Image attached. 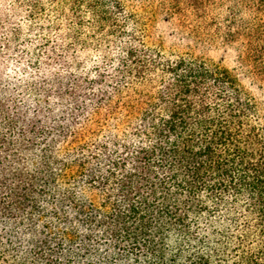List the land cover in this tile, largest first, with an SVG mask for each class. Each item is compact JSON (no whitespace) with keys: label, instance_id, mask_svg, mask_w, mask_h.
Segmentation results:
<instances>
[{"label":"trees","instance_id":"1","mask_svg":"<svg viewBox=\"0 0 264 264\" xmlns=\"http://www.w3.org/2000/svg\"><path fill=\"white\" fill-rule=\"evenodd\" d=\"M214 1L0 0V264H264V107L221 63L264 74V0Z\"/></svg>","mask_w":264,"mask_h":264},{"label":"rangeland","instance_id":"2","mask_svg":"<svg viewBox=\"0 0 264 264\" xmlns=\"http://www.w3.org/2000/svg\"><path fill=\"white\" fill-rule=\"evenodd\" d=\"M211 2L205 8L204 11H207L211 14H218L224 11V5L219 2ZM191 8H187L185 5H181L180 11L182 13H188ZM167 15V11L162 10L158 12L154 18V20L149 24L152 31V39H162L165 46L173 43H184L183 40L175 33L174 29L182 26V22L180 26L177 24L169 23L164 17ZM263 17V16H261ZM263 19V18H261ZM264 24V22H263ZM154 39V40H155ZM205 56H212L215 60L220 58L222 52L213 51V50H205ZM220 54V55H219ZM222 61L221 63L224 66L229 68L236 69L237 74L241 78V81L244 85L251 91V93L256 97L257 101L264 107V74L259 72L258 69H261V63H255L251 68H242L240 66V62L237 60L236 52L232 49H228L227 52L222 53Z\"/></svg>","mask_w":264,"mask_h":264}]
</instances>
